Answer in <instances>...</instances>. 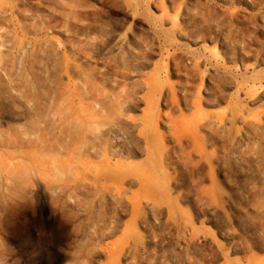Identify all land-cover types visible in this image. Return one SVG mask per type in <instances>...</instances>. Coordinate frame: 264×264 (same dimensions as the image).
<instances>
[{
    "label": "rangeland",
    "instance_id": "374dc122",
    "mask_svg": "<svg viewBox=\"0 0 264 264\" xmlns=\"http://www.w3.org/2000/svg\"><path fill=\"white\" fill-rule=\"evenodd\" d=\"M57 1L38 0L34 10L36 0H0V36L54 40L68 61ZM60 1L84 7L94 27L90 66H75L100 72L94 81L108 109L95 107L66 68L75 120L99 135L94 151L80 142L50 148L39 132L30 149L55 158L36 165L41 188L53 176L89 183L91 194L51 200L39 191L7 206L0 220L13 240L0 235L2 264H253L264 256V0ZM24 14L34 16L35 35L20 30ZM8 121L0 110V127Z\"/></svg>",
    "mask_w": 264,
    "mask_h": 264
},
{
    "label": "bare ground",
    "instance_id": "6f19581e",
    "mask_svg": "<svg viewBox=\"0 0 264 264\" xmlns=\"http://www.w3.org/2000/svg\"><path fill=\"white\" fill-rule=\"evenodd\" d=\"M55 5L59 14L55 28L66 39L67 51L64 52L68 61L54 40L17 37L11 32L0 36V110L11 116V121L0 127V145L7 148L0 159V213L15 201L30 198L39 191L51 200H57L61 195L69 200L91 194L92 185L89 183L79 184L77 180L64 183L53 176L42 181L41 188L36 165L42 157L55 158L49 148L39 152L30 149L32 136L39 132L45 135L50 148L66 150L80 142L90 146L88 154L94 151V141L99 135L91 128H83L75 120L64 82L67 79L66 68L71 69V77L83 86L95 107L102 109L108 106L94 81L100 72L94 67L85 72L75 66L76 62L81 67L90 66L88 59L96 43L91 35L94 27L87 22L86 10L60 0ZM42 6L36 0L33 9L40 10ZM2 13L7 11L2 9L0 15ZM21 21L19 28L23 34L38 33L32 14L22 15ZM123 42L124 38H118L116 45ZM80 58L84 61L79 63ZM117 117L119 124L125 123L123 115L118 114ZM254 201L259 202L257 199ZM3 222L0 220V235L9 244L13 237L7 234L6 221ZM1 256L0 251V264ZM253 264H264V256L255 258Z\"/></svg>",
    "mask_w": 264,
    "mask_h": 264
}]
</instances>
